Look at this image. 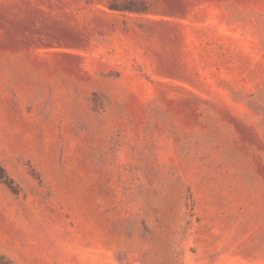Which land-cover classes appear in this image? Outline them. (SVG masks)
Wrapping results in <instances>:
<instances>
[{
    "label": "rangeland",
    "instance_id": "obj_1",
    "mask_svg": "<svg viewBox=\"0 0 264 264\" xmlns=\"http://www.w3.org/2000/svg\"><path fill=\"white\" fill-rule=\"evenodd\" d=\"M0 264H264V0H0Z\"/></svg>",
    "mask_w": 264,
    "mask_h": 264
}]
</instances>
